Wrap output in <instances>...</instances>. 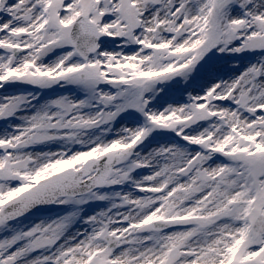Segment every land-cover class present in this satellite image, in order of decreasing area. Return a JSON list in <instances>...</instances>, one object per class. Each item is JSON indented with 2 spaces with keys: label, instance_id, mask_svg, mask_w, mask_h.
I'll list each match as a JSON object with an SVG mask.
<instances>
[{
  "label": "snow or ice",
  "instance_id": "1",
  "mask_svg": "<svg viewBox=\"0 0 264 264\" xmlns=\"http://www.w3.org/2000/svg\"><path fill=\"white\" fill-rule=\"evenodd\" d=\"M242 53L260 55L198 80ZM182 81L198 91L160 103ZM16 84L83 98L0 97L19 120L0 132V264H264V0H0ZM161 133L178 139L145 151ZM44 205L67 211L20 223Z\"/></svg>",
  "mask_w": 264,
  "mask_h": 264
},
{
  "label": "rangeland",
  "instance_id": "2",
  "mask_svg": "<svg viewBox=\"0 0 264 264\" xmlns=\"http://www.w3.org/2000/svg\"><path fill=\"white\" fill-rule=\"evenodd\" d=\"M259 55H260L259 53H242L237 56L229 57L227 59H217L216 57H213L210 61H208V63L205 65V68L201 71V74L198 77V80L202 82L204 79H206L208 77V72H210V70L214 71L215 69L223 68L222 71L225 72V70L228 69V68H225L227 67V65L228 67H230L233 64L237 65L238 60L243 62V64H249L251 60H253L252 62H254L259 57ZM235 59H238V60H235ZM232 67L230 68L232 69ZM240 70H243V69H240ZM27 88L29 90H27ZM196 90H198L197 83H193L191 85H187V90L185 91V82L182 81L179 85L174 86V88L170 90L166 96H163L160 100V103L162 104L173 103L172 100L176 99L177 97H179L182 100V102H186L187 97H188V92L195 93ZM28 92L37 93L40 96L41 102L48 100V99L55 98L59 95H73V96H79L80 98H83L82 93H80L79 90L77 89L56 87L54 89L40 90V89H37L27 84H16L12 86L5 85L4 88H0V97H3L5 95L28 93ZM125 118H129V116L127 114H122V116L118 118L117 121L115 122L114 127L116 128V126L119 125V123H121L122 119H125ZM10 123H19V120H13V121L0 120V130L4 131ZM159 139L169 141V140H174L178 138L174 137V135L171 133H161V134L156 135L153 140L149 141L146 147L156 146L155 142H157ZM57 147H58L57 145H50L47 147L37 146L35 150L39 151L41 149L44 150L46 148V150L50 149V150L55 151ZM106 207H107L106 202H95V203L85 206V213L87 215H92L93 213L98 212ZM66 211H67V206L54 205L53 212L48 214L47 217L32 216L29 218H21L20 223L24 225H31L32 223L38 222L40 219H48V218L54 219L60 215L65 214ZM76 227L81 228L83 227V225L77 224Z\"/></svg>",
  "mask_w": 264,
  "mask_h": 264
},
{
  "label": "bare ground",
  "instance_id": "3",
  "mask_svg": "<svg viewBox=\"0 0 264 264\" xmlns=\"http://www.w3.org/2000/svg\"><path fill=\"white\" fill-rule=\"evenodd\" d=\"M248 57H250V56H248ZM52 58H54V57H49L48 59H52ZM235 60H238V59H235ZM252 61L253 60H251V62ZM237 65H239V68L240 69H243L244 66H247L248 64H243V62H241V61L238 60V64ZM232 66L234 67L236 65L233 64L230 67H232ZM230 67H228V65H227V67H225V68H228V69L225 70V72L222 71L223 68L222 69H215L214 71L213 70H210V72H212L214 74H217V75H225V77H227V75H231L232 74ZM208 74H209V72H208ZM27 90H29V89L27 88ZM196 91H198V90H196ZM172 101H173V103H183L182 100L179 97H177L176 99H173ZM125 124H128L129 126H131L132 125V117L129 116V118L122 119L121 123H119V125L116 126V129H119L121 126H123ZM0 132H3V130H0ZM166 142H168V141L167 140H162V139L160 140L159 139L157 142H155V145L156 146H153V147H145V151L150 150L151 148L157 147L159 143H166ZM44 150H46V148ZM144 174H147V170H144ZM29 217H31V216L27 214V216L26 217H23V218H29ZM74 230L75 229H73V231Z\"/></svg>",
  "mask_w": 264,
  "mask_h": 264
},
{
  "label": "water",
  "instance_id": "4",
  "mask_svg": "<svg viewBox=\"0 0 264 264\" xmlns=\"http://www.w3.org/2000/svg\"><path fill=\"white\" fill-rule=\"evenodd\" d=\"M51 210H52V205H44L41 206L38 210H33L31 213H35V212L45 213V212H51Z\"/></svg>",
  "mask_w": 264,
  "mask_h": 264
}]
</instances>
